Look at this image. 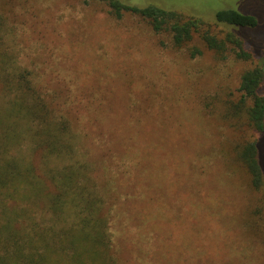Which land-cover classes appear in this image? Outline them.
I'll list each match as a JSON object with an SVG mask.
<instances>
[{
  "label": "rangeland",
  "instance_id": "obj_1",
  "mask_svg": "<svg viewBox=\"0 0 264 264\" xmlns=\"http://www.w3.org/2000/svg\"><path fill=\"white\" fill-rule=\"evenodd\" d=\"M120 1L202 18L220 37L233 29L218 11L254 16L258 28L244 34L258 50L244 61L198 38L179 48L100 0H0V56L72 121L77 154L112 201L117 264H264V188L236 161L241 134L224 119L243 74L264 66V0Z\"/></svg>",
  "mask_w": 264,
  "mask_h": 264
},
{
  "label": "trees",
  "instance_id": "obj_2",
  "mask_svg": "<svg viewBox=\"0 0 264 264\" xmlns=\"http://www.w3.org/2000/svg\"><path fill=\"white\" fill-rule=\"evenodd\" d=\"M100 1L117 19L131 13L148 21L156 33H169L179 48L198 38L218 57L225 59L233 50L244 61L258 50L254 44V53L247 49L244 34V29L258 28V20L235 10L216 13L217 24L233 29L220 37L199 17L152 4ZM201 54L191 49L193 58ZM11 66L1 55L0 264H117L108 230L112 201L102 195L88 159L79 158L72 121L57 117V106L41 98L29 74ZM240 92L241 99L228 104L224 119L241 134L235 159L259 190L264 188V66L243 74ZM245 128L257 138H249ZM25 142L30 146L26 157L20 151ZM46 209L54 215L56 228L46 224Z\"/></svg>",
  "mask_w": 264,
  "mask_h": 264
}]
</instances>
